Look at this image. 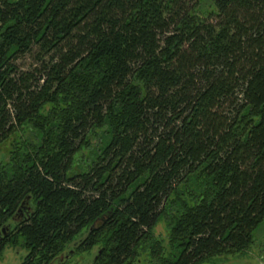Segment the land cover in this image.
Segmentation results:
<instances>
[{"label": "trees", "instance_id": "trees-1", "mask_svg": "<svg viewBox=\"0 0 264 264\" xmlns=\"http://www.w3.org/2000/svg\"><path fill=\"white\" fill-rule=\"evenodd\" d=\"M2 149L0 221L30 206L33 255L90 227L101 264L245 253L264 223V0H0Z\"/></svg>", "mask_w": 264, "mask_h": 264}, {"label": "flooded vegetation", "instance_id": "flooded-vegetation-1", "mask_svg": "<svg viewBox=\"0 0 264 264\" xmlns=\"http://www.w3.org/2000/svg\"><path fill=\"white\" fill-rule=\"evenodd\" d=\"M30 206L22 205L17 214L0 221V264H101L103 246L92 242L89 234L94 227L83 229L57 253L39 251L32 254L25 237L18 231L30 218ZM129 264H151L147 259L129 260Z\"/></svg>", "mask_w": 264, "mask_h": 264}, {"label": "rangeland", "instance_id": "rangeland-1", "mask_svg": "<svg viewBox=\"0 0 264 264\" xmlns=\"http://www.w3.org/2000/svg\"><path fill=\"white\" fill-rule=\"evenodd\" d=\"M32 60L28 59L24 63H31ZM26 66V67H27ZM9 159L8 153L5 149L0 150V161H7ZM155 237L159 239L167 238V229L164 222L158 223L154 228ZM224 264H264V223L255 231L254 243L245 253H238L235 255H226L222 257Z\"/></svg>", "mask_w": 264, "mask_h": 264}, {"label": "water", "instance_id": "water-1", "mask_svg": "<svg viewBox=\"0 0 264 264\" xmlns=\"http://www.w3.org/2000/svg\"><path fill=\"white\" fill-rule=\"evenodd\" d=\"M202 264H221V263H216V262H204ZM245 264H251L249 262L245 263Z\"/></svg>", "mask_w": 264, "mask_h": 264}]
</instances>
